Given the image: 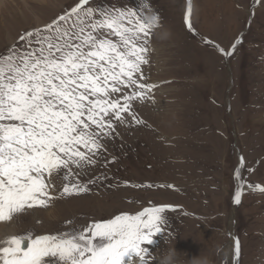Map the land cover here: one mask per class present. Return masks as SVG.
Here are the masks:
<instances>
[{
    "label": "rangeland",
    "instance_id": "374dc122",
    "mask_svg": "<svg viewBox=\"0 0 264 264\" xmlns=\"http://www.w3.org/2000/svg\"><path fill=\"white\" fill-rule=\"evenodd\" d=\"M0 2V54H6L12 46L23 49L21 35L78 0ZM144 3L159 26L142 65L144 82L155 87L132 102L142 123L125 113L126 122L101 141L102 154L80 176L81 182L101 177L87 193L0 221L16 229L1 236L56 234L172 205L163 234L145 245L149 264H161L169 249H176V264H264V192L248 188L264 186V0H191V29L188 0H90L97 10H139ZM50 179L55 196L63 180ZM241 184L246 190L236 204Z\"/></svg>",
    "mask_w": 264,
    "mask_h": 264
},
{
    "label": "snow or ice",
    "instance_id": "6c2138e0",
    "mask_svg": "<svg viewBox=\"0 0 264 264\" xmlns=\"http://www.w3.org/2000/svg\"><path fill=\"white\" fill-rule=\"evenodd\" d=\"M148 12L147 3L139 10H97L90 0H78L43 28L21 35L23 49L12 46L0 54V221L87 193L101 177L81 182L80 176L102 154L101 141L126 122L125 113L142 123L132 102L155 87L144 82L142 65L149 62V37L159 26V17ZM191 13L188 0L190 29ZM54 174L63 180L55 196ZM235 175L240 178L239 170ZM248 188L264 192L260 184ZM168 210L175 209L150 206L56 234L12 235L0 240V264H123L126 255L129 264H149L145 245L163 234ZM234 246L238 259V239Z\"/></svg>",
    "mask_w": 264,
    "mask_h": 264
},
{
    "label": "clouds",
    "instance_id": "9594fccd",
    "mask_svg": "<svg viewBox=\"0 0 264 264\" xmlns=\"http://www.w3.org/2000/svg\"><path fill=\"white\" fill-rule=\"evenodd\" d=\"M139 264H143V261H140ZM161 264H176V249H169ZM201 264H208L207 259L201 261Z\"/></svg>",
    "mask_w": 264,
    "mask_h": 264
},
{
    "label": "bare ground",
    "instance_id": "6f19581e",
    "mask_svg": "<svg viewBox=\"0 0 264 264\" xmlns=\"http://www.w3.org/2000/svg\"><path fill=\"white\" fill-rule=\"evenodd\" d=\"M1 1V0H0ZM1 4V2H0ZM154 85V84H153ZM155 93V92H154ZM160 93V92H159ZM239 182V181H238ZM246 187H243V190H246L245 189ZM9 224L8 223H1L0 224V240H3L2 236L4 233H9L11 231H16V229L12 228V227H9L8 226ZM127 258V259H126ZM128 261V262H126ZM123 264H129V257L126 255L124 258H123ZM134 264H136V262H134Z\"/></svg>",
    "mask_w": 264,
    "mask_h": 264
}]
</instances>
